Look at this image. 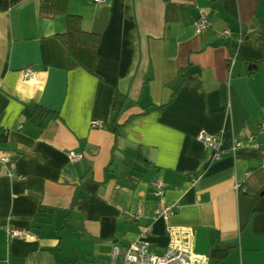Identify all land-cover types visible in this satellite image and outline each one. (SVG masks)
<instances>
[{
    "label": "crops",
    "instance_id": "obj_1",
    "mask_svg": "<svg viewBox=\"0 0 264 264\" xmlns=\"http://www.w3.org/2000/svg\"><path fill=\"white\" fill-rule=\"evenodd\" d=\"M39 4L0 11V147L11 157L0 174V264H111L113 246L150 225L156 254L174 239L208 264H264V211L244 224L240 200L264 195V139L232 149L264 121V0H68L100 35L93 71L68 68L57 37L66 16L45 18ZM200 10L210 26L197 32ZM202 130L220 137V159L196 139ZM157 177L175 213L131 221L127 210L155 205ZM8 228L27 235L11 239Z\"/></svg>",
    "mask_w": 264,
    "mask_h": 264
},
{
    "label": "built area",
    "instance_id": "obj_2",
    "mask_svg": "<svg viewBox=\"0 0 264 264\" xmlns=\"http://www.w3.org/2000/svg\"><path fill=\"white\" fill-rule=\"evenodd\" d=\"M96 3H103L105 0H93ZM210 26V22L205 16L203 10H200L198 18L193 22V27L197 32H201ZM231 30L228 28L221 32V35L225 38L231 36ZM236 61V57L231 58V64ZM35 73L32 67H26L23 70V78L28 80ZM93 127H103V123L100 121H92ZM257 137L264 139V121L259 124L256 134L249 135L243 140H236L232 149L235 150L238 147L246 144H252ZM196 139L201 142L206 148L213 149L215 151V159H220L226 151L221 147V139L217 134H210L206 131H200ZM69 157L73 162L80 161L82 154L74 151L69 152ZM11 157L7 151L0 147V174L1 168L10 164ZM152 194L155 199V205L149 209L145 206H139L134 210H127L126 214L128 218L137 222L144 216H150L152 219H163L167 221L175 213L177 209L176 203H168L165 199L166 183L161 177L155 178L151 182ZM150 212H152L150 214ZM169 232H173V229L168 227ZM9 237L18 238L25 237L26 232L14 228L7 229ZM152 235V226H146L140 229L139 236L136 240L132 241L127 246L114 245L111 253V264H208V259L205 256H196L190 245H187L181 240H174L169 244L167 249L162 254H156L152 251V241L150 239Z\"/></svg>",
    "mask_w": 264,
    "mask_h": 264
},
{
    "label": "trees",
    "instance_id": "obj_3",
    "mask_svg": "<svg viewBox=\"0 0 264 264\" xmlns=\"http://www.w3.org/2000/svg\"><path fill=\"white\" fill-rule=\"evenodd\" d=\"M21 1L22 0H0V11L9 10ZM165 1L167 2L168 0ZM39 11L45 18H53L60 14L66 16V30L63 33L57 34V37L67 49L68 68L73 69L81 67L88 71H93L98 59L97 50L100 35L83 29L81 16L78 14H70L68 12V0H40ZM171 11V5H167V19L172 18ZM123 100V96L117 95L114 102L115 108L122 106ZM37 109H39L44 116L53 114V112L42 106H37ZM261 192L262 191L250 193L246 190L241 192V204L248 206L250 213L245 219L244 224L249 221L254 212L264 211V195H261ZM229 249L230 248L213 249L211 252V258L222 259L226 256Z\"/></svg>",
    "mask_w": 264,
    "mask_h": 264
},
{
    "label": "rangeland",
    "instance_id": "obj_4",
    "mask_svg": "<svg viewBox=\"0 0 264 264\" xmlns=\"http://www.w3.org/2000/svg\"><path fill=\"white\" fill-rule=\"evenodd\" d=\"M103 263L101 261L100 262L88 261L86 258L83 257V258L78 259L75 263L64 262L63 264H103Z\"/></svg>",
    "mask_w": 264,
    "mask_h": 264
},
{
    "label": "water",
    "instance_id": "obj_5",
    "mask_svg": "<svg viewBox=\"0 0 264 264\" xmlns=\"http://www.w3.org/2000/svg\"><path fill=\"white\" fill-rule=\"evenodd\" d=\"M117 114H118V110H117V111H115V112H114V114H113V118H112V120H113V121L115 120V118H116Z\"/></svg>",
    "mask_w": 264,
    "mask_h": 264
}]
</instances>
